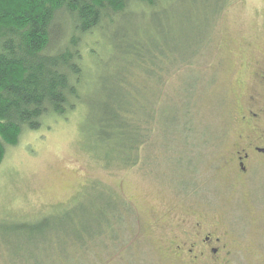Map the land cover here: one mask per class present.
<instances>
[{"label":"rangeland","instance_id":"rangeland-1","mask_svg":"<svg viewBox=\"0 0 264 264\" xmlns=\"http://www.w3.org/2000/svg\"><path fill=\"white\" fill-rule=\"evenodd\" d=\"M126 16L82 39L74 108L25 129L0 162V225L68 208L82 242L66 229L34 236L36 245L23 233L0 235V264H208L174 252L176 236L187 240L176 235L177 220L189 226L190 212L236 239L228 264H264V169L256 187L246 186L227 162L250 135L241 117L264 103V79L256 77L264 74V0H164L154 10L131 5ZM132 41L142 44L143 65L157 66L154 74L129 72ZM121 74L137 89L127 87L137 109L154 110V132L134 166L107 167L98 131L106 87ZM100 194L121 213L108 245L107 236L90 244L81 227L91 218L84 206L99 205Z\"/></svg>","mask_w":264,"mask_h":264},{"label":"trees","instance_id":"trees-1","mask_svg":"<svg viewBox=\"0 0 264 264\" xmlns=\"http://www.w3.org/2000/svg\"><path fill=\"white\" fill-rule=\"evenodd\" d=\"M161 1L164 0H0V162L6 145L17 144L25 129H38L45 116L65 115L74 108L83 73L82 39L95 29L113 27L114 23H110L113 18L125 21L131 5L154 10ZM141 45L132 41L126 47V53L130 54L129 72L139 68L154 74L157 66L152 70L151 65L142 63ZM128 86L137 91L127 76L121 74L112 88L106 87L107 104L103 105L98 140L107 146L104 161L107 167L111 163L134 166L140 147L154 132L151 125L154 110L140 112L137 97L127 93ZM97 198L99 205L92 206L90 202L84 206L91 214L86 223L90 227L94 224L93 232L90 224L81 227L90 236V244H96V236H107L108 245V241L116 240L114 228L119 227L121 213L116 210V203L111 204V198L110 203L104 201L102 194ZM70 211L65 208L60 215L46 214L36 220L2 224L0 235L23 233L30 244L36 245L35 237L45 238L47 232L56 234L57 230L66 229L68 234H77L74 237L78 243L82 242L78 236L80 227L71 225ZM80 246L87 248L89 244L85 241Z\"/></svg>","mask_w":264,"mask_h":264},{"label":"flooded vegetation","instance_id":"flooded-vegetation-1","mask_svg":"<svg viewBox=\"0 0 264 264\" xmlns=\"http://www.w3.org/2000/svg\"><path fill=\"white\" fill-rule=\"evenodd\" d=\"M256 77L264 79V74L257 73ZM241 122L250 126V135H243L241 143L227 162L232 167L236 181L242 185L256 187L257 179L260 178L257 176L258 169H264V103L257 106L255 112L250 108L249 112L241 117ZM260 185L259 191L264 193V179ZM188 215L193 217V222L187 227L186 222L191 220L183 217L177 220L179 231L176 235L184 234L187 240L176 236L174 252H185L194 262L207 258L208 264H228L231 255L236 252V239L229 235V230L223 224L210 220L206 214L197 220L194 218L195 213L190 212ZM181 225L184 227H180Z\"/></svg>","mask_w":264,"mask_h":264}]
</instances>
